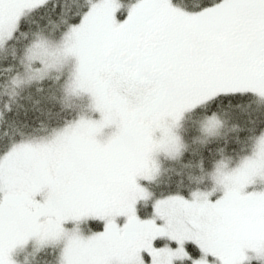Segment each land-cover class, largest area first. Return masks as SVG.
<instances>
[{"label": "snow or ice", "instance_id": "6c2138e0", "mask_svg": "<svg viewBox=\"0 0 264 264\" xmlns=\"http://www.w3.org/2000/svg\"><path fill=\"white\" fill-rule=\"evenodd\" d=\"M49 29L56 67L22 63L20 38ZM253 93L264 0H0V264H264V187L189 177L141 207L157 125Z\"/></svg>", "mask_w": 264, "mask_h": 264}, {"label": "rangeland", "instance_id": "374dc122", "mask_svg": "<svg viewBox=\"0 0 264 264\" xmlns=\"http://www.w3.org/2000/svg\"><path fill=\"white\" fill-rule=\"evenodd\" d=\"M52 29L48 30L46 36L37 37L34 33L29 43L21 50V62L26 59H33L47 63L50 68H55L61 59L62 42L52 36ZM25 37L22 36L21 38ZM20 38V39H21ZM52 75H56L55 72ZM214 94L194 98L188 102L177 114L170 115L157 125L152 136L150 154L145 161V173L143 174V186L141 192L150 196L142 205L150 206L159 197L155 194L164 180L162 175L163 164L172 162L174 158L180 157L185 147L191 142L195 145L198 142H206L212 137L220 134L222 129L221 119L216 115H200L198 106L213 97ZM82 116L89 115L91 102L87 97L79 96L72 100ZM194 113V116L190 114ZM189 114V117L187 116ZM192 116V117H190ZM46 138V137H44ZM177 161V160H176ZM201 183H210L218 188L247 182L255 187H264V131L253 142L250 149L241 156H225L202 176ZM81 231L79 225L64 229L65 238ZM166 232L167 229L160 230ZM169 239L182 240L183 237L176 233H168ZM35 244L49 243V241H33ZM55 243V242H53ZM166 249L168 245H165ZM16 260L21 264H30L32 257L27 255L24 249H18L15 253ZM15 264V261H14Z\"/></svg>", "mask_w": 264, "mask_h": 264}, {"label": "trees", "instance_id": "16d2710c", "mask_svg": "<svg viewBox=\"0 0 264 264\" xmlns=\"http://www.w3.org/2000/svg\"><path fill=\"white\" fill-rule=\"evenodd\" d=\"M33 34L34 32L25 34L21 41L23 42L25 38H28L29 41ZM213 97L198 106L200 112L198 116L216 115L220 118L223 125L220 134L204 143L198 142L193 145L191 142L185 147L180 157H176L172 162L166 164L164 162L162 170L164 180L160 184L156 196L169 191L171 185L182 186L183 182L189 181V177L193 178L192 183H201L202 176L206 175L219 159L225 156H241L250 149L253 142L264 131V127H261L254 119L264 115V102L259 101L255 93L221 99L217 102L215 112H212L210 108ZM191 115L194 116V113ZM187 116L189 117V114ZM9 134H11V130H9ZM141 207L148 208L142 204ZM30 264H34L33 260Z\"/></svg>", "mask_w": 264, "mask_h": 264}, {"label": "flooded vegetation", "instance_id": "af4514ba", "mask_svg": "<svg viewBox=\"0 0 264 264\" xmlns=\"http://www.w3.org/2000/svg\"><path fill=\"white\" fill-rule=\"evenodd\" d=\"M257 95V94H256ZM258 100L264 102V95H257Z\"/></svg>", "mask_w": 264, "mask_h": 264}]
</instances>
